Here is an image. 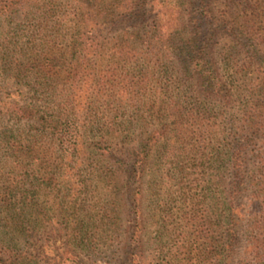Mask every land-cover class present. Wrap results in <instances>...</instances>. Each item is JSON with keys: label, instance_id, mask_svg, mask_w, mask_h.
I'll return each instance as SVG.
<instances>
[{"label": "rangeland", "instance_id": "rangeland-1", "mask_svg": "<svg viewBox=\"0 0 264 264\" xmlns=\"http://www.w3.org/2000/svg\"><path fill=\"white\" fill-rule=\"evenodd\" d=\"M202 1L0 0V264H264L247 193L226 248L234 177L215 160L233 128L183 119L182 32L162 61L121 53L122 35L182 27V12L210 35L202 7H228ZM125 6L140 15L100 19Z\"/></svg>", "mask_w": 264, "mask_h": 264}, {"label": "trees", "instance_id": "trees-1", "mask_svg": "<svg viewBox=\"0 0 264 264\" xmlns=\"http://www.w3.org/2000/svg\"><path fill=\"white\" fill-rule=\"evenodd\" d=\"M224 1L228 8L219 18L214 16L209 3L202 7L201 16H209L215 26L210 35L200 32L202 24L196 20L185 22L182 12V27L155 25L154 30L137 37L133 35L136 39L132 44L127 40L128 34L122 35L121 53L133 54L137 60L162 61L177 51L170 42L171 32H182V86L187 93L186 103L192 101L194 107L182 108L183 119L194 123L225 122L233 128L232 146L225 154L218 150L215 160L220 163L221 172L227 163L234 177L231 199L223 203L227 206L223 231L228 237L226 248L232 250L238 230L246 220L237 200L247 193L250 213L246 234L250 248L258 253L264 241V138L257 153L251 154L250 148L254 146L252 138L264 130V0ZM140 2L133 3L140 6ZM132 7L99 13V16L113 25L118 19L139 16L140 12ZM159 16H156L158 20ZM93 22L94 19L86 20L90 26ZM214 103L221 108L217 112L211 108ZM255 161L257 168H252ZM223 228L219 227V231Z\"/></svg>", "mask_w": 264, "mask_h": 264}]
</instances>
